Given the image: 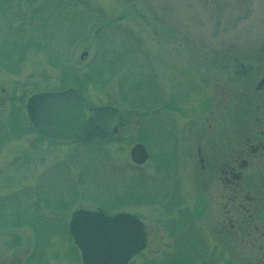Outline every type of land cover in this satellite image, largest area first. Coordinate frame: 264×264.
I'll return each instance as SVG.
<instances>
[{
	"label": "rangeland",
	"instance_id": "374dc122",
	"mask_svg": "<svg viewBox=\"0 0 264 264\" xmlns=\"http://www.w3.org/2000/svg\"><path fill=\"white\" fill-rule=\"evenodd\" d=\"M114 1L0 0V264H82L68 234L79 209L146 217L148 248L129 264H166L175 252L155 209L166 185L145 184L130 158L133 146L144 144L153 174L158 147L155 127L139 124L144 111L156 108L144 104L149 68L125 29L135 30L150 53L159 34ZM67 88L92 107L118 109L116 132L88 144L37 135L26 114L28 98ZM198 240L190 249L181 232L179 262L205 263Z\"/></svg>",
	"mask_w": 264,
	"mask_h": 264
},
{
	"label": "flooded vegetation",
	"instance_id": "af4514ba",
	"mask_svg": "<svg viewBox=\"0 0 264 264\" xmlns=\"http://www.w3.org/2000/svg\"><path fill=\"white\" fill-rule=\"evenodd\" d=\"M120 1L159 34L150 53L125 29L149 68L144 104L156 107L139 123L155 127L154 173L147 148L136 167L166 185L154 205L173 238L166 264H181V232L190 249L203 238L204 264H264V0ZM127 214L143 222L146 251V217Z\"/></svg>",
	"mask_w": 264,
	"mask_h": 264
},
{
	"label": "water",
	"instance_id": "95a60500",
	"mask_svg": "<svg viewBox=\"0 0 264 264\" xmlns=\"http://www.w3.org/2000/svg\"><path fill=\"white\" fill-rule=\"evenodd\" d=\"M26 110L32 126L47 139L91 143L116 132L117 109L89 107L74 88L35 94L28 99ZM131 158L137 165L146 163L145 147L134 146ZM70 231L84 264H128L145 248L142 223L126 214L108 217L100 209L79 210L72 217Z\"/></svg>",
	"mask_w": 264,
	"mask_h": 264
}]
</instances>
